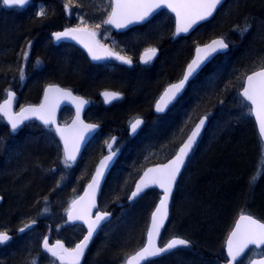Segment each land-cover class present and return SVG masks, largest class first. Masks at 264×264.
<instances>
[{
    "label": "trees",
    "instance_id": "1",
    "mask_svg": "<svg viewBox=\"0 0 264 264\" xmlns=\"http://www.w3.org/2000/svg\"><path fill=\"white\" fill-rule=\"evenodd\" d=\"M66 1L90 22L104 15L98 0H33L25 9L6 8L0 3V31L5 28L7 32L6 36L0 32V102L8 88H19L15 81L19 61L22 49L30 42L29 62L38 57L41 63L37 70H27L30 77L17 90L20 104L37 101L44 84L56 81L91 98L86 117L103 127L85 147L78 162L65 167L61 143L52 130L32 121L13 133L0 116V196L3 198L0 228L15 235L4 252H0V264H26L37 254L42 255L40 243L45 228L54 222L49 218L51 209H56L54 216L64 224L67 206L91 179L98 161L106 153V142L115 134L121 154L99 200L100 208L111 212L112 218L95 237L83 264H119L122 255L131 254L144 244L151 213L160 197L158 190L151 189L128 204L127 193L147 166L166 161L174 154L193 121L206 111L211 113L208 126L177 185L163 235V240L170 235L181 236L191 241L193 247L179 248L146 264H223L226 261L223 235L233 219L242 212L264 221V169L259 173L264 145L252 115L248 114L249 105L240 94L244 77L259 69L264 58V0H227L211 21L190 36L176 39L172 35L173 16L162 11L133 29L141 31L135 38L147 35L148 41L138 45L130 38L131 43L125 49L137 63L143 47L159 45L161 54L152 67L138 64L130 67L115 60L94 64L81 54L87 65L81 69L70 64L68 72L56 69L58 61L63 63L59 55L67 46H56L50 39L52 30L67 24L62 4ZM35 4L44 6L46 18L33 12ZM245 23L251 28L241 34L237 26ZM152 25L160 26L154 29ZM231 34L230 51L207 64L165 115L155 119L151 108L126 112L134 91L139 105L145 101L150 81L146 77L140 79L144 70L154 73L166 57L178 54L184 58L189 54L186 65L197 44L216 35ZM112 36L117 41L123 38L113 31ZM167 71L166 66L161 74ZM182 71L164 79L163 84L177 78ZM103 88L120 90L126 97L106 107L99 97ZM34 90L38 96H30ZM136 112L145 115L147 122L131 137L126 123ZM72 114L70 108H64L61 120H69ZM252 177L260 181L248 185L247 178L250 181ZM121 203L124 204L119 206ZM43 204L50 210L46 217L39 215ZM32 220L36 224L26 232L33 235L20 234L18 229ZM61 228L73 230L68 224Z\"/></svg>",
    "mask_w": 264,
    "mask_h": 264
},
{
    "label": "snow or ice",
    "instance_id": "2",
    "mask_svg": "<svg viewBox=\"0 0 264 264\" xmlns=\"http://www.w3.org/2000/svg\"><path fill=\"white\" fill-rule=\"evenodd\" d=\"M6 7L11 8H23L30 3V0H0ZM224 3V0H111L109 5L110 11L107 12V19L102 21L103 24L113 25L116 28H127L129 25L142 23L153 16L158 10L168 9L171 13L175 14L176 27L172 33L173 38L180 36L181 34H187L196 25L203 21H208L213 17L217 8ZM38 17L46 18L47 13L43 8H40ZM99 27V25H97ZM251 25L245 23L243 26H237V30L244 34L249 31ZM89 35L95 37V32H87L84 29L71 28L65 29L62 32L53 33V37L56 41L62 39L72 38L76 39L77 35ZM80 43L84 44V47L88 49L93 60H102L109 57H114L121 63L131 65L133 63L132 58L127 56H121L115 53L108 52L107 55H99L94 51L92 44L84 43L81 39ZM31 43L29 42L24 49H22V59H26L29 53ZM229 44L225 42V38L213 39L210 43L205 44L203 47L197 46L195 58L186 66L184 74L178 83L171 84L165 90L161 96L160 101L156 104L157 112H164L169 104L176 100L177 96L184 89L185 84L189 81L194 74L201 68V65L205 63L214 53L224 52L228 49ZM157 53L156 48H148L145 50L141 61L145 64L150 63ZM40 60L36 61L39 65ZM20 79H24L23 70H19ZM246 86L241 93L245 102L248 103V114L254 115L259 122V133L262 139H264V58H262L260 67L258 70L253 69L251 75L244 77ZM63 93L70 96V92H66L59 88H53L49 86L45 94V101L48 100V93L51 92ZM104 96L108 102L111 100L119 99V93L105 92ZM14 97V93H9L3 104H0V113L8 117L11 125V130L15 132L20 124L24 120L29 119L31 114L42 120L45 126H50L55 123L54 108L48 107L46 104L37 106H29L21 108L18 113H11V102ZM81 104L86 101L81 100ZM223 103V101H220ZM79 116V112L77 113ZM211 116L210 112H204L195 121L186 138L176 151L174 158L167 164L159 167L149 168L143 172L138 181L134 183L131 190L127 193L129 201H134L138 197H141L145 191L151 187L158 186L164 189L163 198L160 200L159 206L156 208L152 217L151 228L147 234V242L142 249L136 252L134 256L126 259L125 264H132L136 261L139 264L140 261H147L150 258L158 257L166 253L172 252L179 248H189L191 241L182 238H173L164 244L162 247L157 246L153 237L158 236L159 229L163 226V220L167 216V203L172 194L173 186L176 183V179L180 173L185 160L191 153L197 139L200 137L201 131L205 127L206 123ZM191 119V118H190ZM142 123L140 119H136L131 123V131L136 132L137 127ZM81 126L87 132H94L99 126L93 124H83ZM64 142V158L63 164L65 167H71L75 163L77 154L80 150V145L83 142V133H77L74 136L69 137L66 135V130L56 128ZM116 143V138L112 137L111 142H106L108 155L104 156L97 165L95 173L92 176L91 182L87 185L89 191L85 192L83 197L79 200L72 202L73 207L77 204L80 205L76 210V214L73 215L72 211L68 212V221H83L87 224V234L83 237L82 241L75 245L71 250L65 248L59 241L56 245L50 246L47 238L42 242V249L45 253L50 254L52 257L60 262H64L66 257L70 258V264H79L80 258L84 255L85 250L88 248L89 243L92 240L93 235L100 227L102 221H106L110 215L107 212H101L97 209L95 217H92L91 210L96 208L95 194L99 190L100 182L103 180L105 172L111 167L114 157L119 153V147L113 149V145ZM59 186V185H57ZM87 198V199H86ZM3 198L0 197V200ZM47 207L44 208V212H48ZM157 216L160 217V222H157ZM36 223V220H32L30 223L24 224L18 231L23 233L27 229H31ZM11 240L7 231H0V245L5 244ZM227 259L228 264H243L241 257H244L246 250L255 253L259 256H264V222H261L251 215L241 214L236 222L234 229L230 232L226 241ZM256 250H259L258 252ZM248 264H252L250 257ZM31 264H38V258H34ZM258 264H264V259H260Z\"/></svg>",
    "mask_w": 264,
    "mask_h": 264
},
{
    "label": "water",
    "instance_id": "3",
    "mask_svg": "<svg viewBox=\"0 0 264 264\" xmlns=\"http://www.w3.org/2000/svg\"><path fill=\"white\" fill-rule=\"evenodd\" d=\"M226 1H227V0H224V3H225ZM31 2H32V0H30V3H31ZM30 3H28L27 5H29ZM224 3H223V4H224ZM223 4H222V5H223ZM27 5H25L23 8H25ZM222 5L219 6V7L217 8V11L214 13L213 17L209 18L208 21L212 20V19L215 17V15L217 14L218 10L222 7ZM5 7H6V6H5ZM7 8H11V7H7ZM163 10H166L169 14H171V15L174 17V31H175V27H176L175 14H174V13H171L168 9H161V10H158V11H157L156 13H154L153 16L150 17L148 20H146V21H144V22H142V23H136V24L129 25L127 28H116V27H114L113 25H107V26H109V27H110L115 33L125 32V31H127V30H129V29H131V28H133V27H136V26L143 25V24L147 23V22L150 21L153 17H155L159 12H161V11H163ZM208 21H203V22H201L200 24L196 25L192 30H190L187 34H181L180 36H177V37H175V38H173V39H176V38H179V37H188V36H190V35H191L192 33H194V32H195V31H196V30H197L202 24H204V23H206V22H208ZM71 28L84 29V30H86V31L89 32V33H91V32H95V31L92 30V29L84 28V27H77V26H70V27H67V28H65V29H71ZM65 29H63L62 31H64ZM62 31H60V32H62ZM54 33H55V32H54ZM95 33H96V32H95ZM76 35H77V38H76V39L67 38V39H62V40H60V41H56V40H55V41H56V42H62V41H64V42H76L77 44H80V46H81V47H82V48H83V49L89 54L90 57H91V54L89 53L88 49L84 47V44H83V43H80V42H79L81 39L84 41V43L92 44V45L94 46V51H96L97 54H99V55H107L108 52H111V53H115V54L121 55V54H119V53L113 51V50H112L110 47H108L107 45H104V44L100 43V41L98 40V36H97V34L95 35V37H91V36H89V35H80L79 33L76 34ZM52 36H53V33H52ZM220 37H221V36H216V37H213L212 39H210L209 41H207V42H205V43H201V44L196 45L195 50H194V54H193V56L191 57V59L189 60V62L187 63V65H188V64H189V63L195 58V56H196V48H197V46H201V47H203L205 44L210 43L213 39H217V38H220ZM54 39H55V38H54ZM225 42H227V43L229 44L228 49H227L226 51H224V52H217V53H214V54H213V55H212L207 61H205L204 64L201 65V68L197 71V73L194 74V76L191 77V78L189 79V81L185 84L184 89H183V90L181 91V93L177 96L176 100H174L171 104H169V105L167 106V108L165 109L164 112H157V111H156V104L160 101V98H161V96L164 94L165 90L169 87V85H171V84H175V83H178L179 80L182 78L184 72H183L182 76H181L178 80H176V81H174V82L168 84V85L165 87V89L163 90V92H162L161 95L159 96L158 101H157L156 104H155V107H154V113H155V114H157V115L165 114V113L169 110L170 106H172L174 103H176V102L179 100V98H180V97L186 92V90H187V88L189 87L190 83L195 79V77H197V76L201 73V71L207 66V64H209L211 61H213L217 56H219V55H221V54H225V53H227V52L230 51V49H231V45H230V43H229L226 39H225ZM150 48H156V49H157V53H156L155 57L151 60V62H152L153 60H155V59L159 56L160 49H159L158 47H150ZM146 49H148V48H146ZM146 49H144V50L141 52L140 56H139V63H141V64H145V63H143V62L141 61L140 58H141V56H143V54H144V52H145ZM121 56H123V55H121ZM91 59H92V57H91ZM109 59H115V58H114V57H109V58H107V59H102V60H93V59H92V61H94V62H104V61L109 60ZM187 65H186V66H187ZM186 66H185V68H186ZM257 70H258V69H257ZM184 71H185V69H184ZM251 74H252V72H250V73L247 74V75H251ZM49 86H52L53 88H59V89L64 90V91H66V92H70L71 95L68 96V95H64L63 93H58V92L53 91V92H51V93H48V97H49V98H48L47 101H45V94H46L47 89L49 88ZM245 86H246V83H245V81H244L243 88H244ZM243 88H242L240 94L243 92ZM105 92H109V93H112V92L119 93V94H120V98H119V99H115V100H111V102H108L107 99H106V97L104 96V93H105ZM10 93H14V97H13V99H12V102H11V108H10V111H11V113H13V114L18 113V112L20 111L21 108H26V107H29V106H37V107H38V106L41 105V104H46L48 107H50V108H54L55 123H54L53 125L45 126V125L43 124L42 120H40V119L37 118L36 116H33V115H31V114H28V115L30 116V118L24 120L23 123L19 125V127L17 128V130H18L19 128H21V127H22L25 123H27V122H30V121H37V122H39V123L42 124L44 127H46V128H50V129H52V130L54 131V133L56 134L57 138H58V139L60 140V142H61L62 150H63V154H64V142H63V140H62L60 134H59L58 132H56L55 129H56V128L65 129V130H66V133H65V134H66V135H69L70 139H71L72 136H74V135L77 134V133H80V132L83 133L84 139H83V142H82L81 145H80V150H79V153L77 154V158H76L75 163H76V162L79 160V158L81 157V155H82V153H83L85 147H86L87 144L90 142V140H91V139H92V138H93V137H94V136H95V135H96V134L102 129V127H103L101 123L90 122V121H87V120L85 119V114H86L87 109H88L89 106L91 105V101H90L87 97L75 93L71 88H68V87H65V86H61L60 84H57V83H50V84H47V85L45 86L44 90H43V94H42V97H41V99H40L39 102H37V103H27V104H24V105H23L22 107H20L19 109H15L17 93H15L14 91H11ZM241 96H242V95H241ZM122 97H123V94H122L121 92L116 91V90H113V89H106V90H103V91L100 93V98L102 99V101L104 102V104H105L106 106H109V105H111L112 103H114V102L120 100ZM242 98H243V97H242ZM81 100L86 101V103L81 104V103H80ZM3 103H4V100H3L0 104H3ZM66 107L71 108V109L73 110V116H72V118H71L69 121H67V122H63V121L61 120L60 114H61L62 109H63V108H66ZM78 112H79V116L77 115ZM0 115L3 117L4 122H5V123L10 127V129H11V125H10V123H9V119H8V117L4 116L2 113H0ZM252 117H253V119H254V121H255V124H256V127H257V131H258V134H259V136H260V133H259V122L257 121V119L255 118L254 115H252ZM137 119H140V120L142 121V123L137 127V130H136L135 133H133V132L131 131V127H129V128H130V135H131L132 137L135 136V134H136V133L138 132V130L143 126L144 121H145L143 118H137ZM135 120H136V119H135ZM135 120H134V121H135ZM134 121H133V122H134ZM81 122H82L83 124H93V125H98L99 127H98L94 132H87L86 130H84V129L82 128V126H81ZM208 123H209V120H208V122L206 123L205 127L203 128V130L201 131L200 137L197 139V142H196V144L194 145V147H193L191 153L189 154L188 158L185 160V163H184V165L182 166V168H181V170H180V173H179V175H178V177H177V179H176V183H175V185L173 186L171 197L169 198L168 203H167V209H166L167 216H166V218L163 220V226L159 229L158 236H154V237H153V241H154V243H155L157 246H161V247H162L164 244H166L168 241H170V240L173 239V238H182V239H185V238H183V237H181V236H172V237H170L169 239H167L164 243H162L163 233H164V230H165V228H166V226H167V223H168V221H169V218H170L171 205H172L173 197H174V194H175V191H176V187H177V185H178V183H179V180H180V178H181V176H182V174H183V172H184V170H185V168H186V165H187V163H188V161H189V159H190L192 153L194 152V149H195L196 145L199 143L201 137L203 136V134H204V132H205L207 126H208ZM17 130H16V131H17ZM16 131H15V132H16ZM114 137H115L116 140H117V136H114ZM260 139H261V141H262L263 144H264V139H262L261 136H260ZM110 142H111V140H110ZM180 145H181V144H180ZM114 146H115V144L113 145V148H114ZM178 148H179V147H178ZM178 148L176 149V151L178 150ZM106 151H107V153H106L104 156L108 155L107 147H106ZM176 151H175V153H176ZM175 153L173 154V156H172L170 159H168V160L165 161V162H161V163L153 164V165H150V166L146 167V168L142 171L141 175L138 177L137 181H138L139 178L142 176L143 172L146 171L147 169H149V168H154V167H159V166H162V165H164V164H167L171 159L174 158ZM104 156H103V157H104ZM118 156H119V153L116 155V157H114V160H113V162H112V164H111V167L105 172L104 178H103V180H101V182H100L99 190H98V191L96 192V194H95L96 208H93V209L91 210V214H92V217H93V218L95 217V214H96L97 209L100 210L101 212H107V213H110V215H109V217H108V219H107L106 221H102V222H101L100 227L97 229L96 233L93 235L92 240H91V242L89 243L88 248L85 250L84 255L80 258L79 263H82V262H83V260H84V258H85V256H86V254H87V252H88V250L90 249V247H91V245H92V243H93L95 237L97 236V234L99 233V231L101 230V228H102L107 222H109L110 219L112 218V213H111V212L99 208V200H100V196H101V193H102V189H103L104 183H105V181H106V179H107L109 173L111 172V170H112L114 164L116 163V160H117ZM103 157H102V158H103ZM102 158H101V159H102ZM101 159H100V160H101ZM100 160H99V161H100ZM99 161H98L97 165L99 164ZM73 164H74V163H73ZM97 165H96V167H97ZM96 167H95V169H96ZM94 173H95V170H94ZM94 173H93V175H94ZM93 175H92V176H93ZM91 179H92V177H91ZM91 179H90V181L88 182V184L91 182ZM88 184H87V185H88ZM151 189H156V190H158V191L160 192V197H159V200L157 201L156 206H155V208L153 209V211H152V213H151V216H150V222H149V226H148L147 233H146V240H145V243H144L140 248H138L136 251H134V252H132L130 255H128L127 259H129V258H131L132 256H134V255L136 254V252L139 251L140 249H142V248L144 247V245L146 244V242H147V234H148V232H149V230H150V228H151V224H152L153 213L155 212L156 208L159 206L160 200L163 198V193H164V189H163V188H160V187H158V186H154V187H151V188L147 189V190L145 191V193H146L147 191L151 190ZM86 191H89L88 188H87V186L83 189L82 193L79 195V197H78L77 200H79L80 197H83V196L85 195V192H86ZM145 193H143L142 195H144ZM142 195H141V196H142ZM139 198H140V197H138L137 199H139ZM86 199H87V198H86ZM137 199H136V200H137ZM134 201H135V200H134ZM132 202H133V201H129L128 198H127L126 203H132ZM123 204H124V203H121L120 205H123ZM79 207H80V205L77 204L75 207L72 206V207L70 208V210L72 211L73 215L76 214V210L79 209ZM68 212H69V211H68ZM241 214H242V213H240V214L238 215V217H237V219H236V221H235V223H234L233 228L231 229V231L234 229V226H235L236 222L238 221L239 216H240ZM243 214L251 215L253 218H255V219H257V220H259V221H261V222H264L263 220L257 218L256 216H254V215H252V214H249V213H243ZM66 218H67V221H68V213H67V215H66ZM157 222H158V223L160 222V217H159V216H157ZM68 223L71 224V225H75V224H80V225H82V226L85 228V234H84V236L87 234V224H85L83 221H79V220H76V221H68ZM27 230H28V229H27ZM231 231H230V232H231ZM20 233H21V232H20ZM8 234H9V236H10L11 239H12L13 234H11V233H9V232H8ZM229 234H230V233H229ZM229 234H228V236H227V239H228V237H229ZM84 236H83V237H84ZM83 237H82V239H83ZM82 239H81L78 243H80V242L82 241ZM227 239H226V241H227ZM47 240H48V243H49L50 246H52V245H56V242L59 241V242H61V243L63 244V246H64L65 248H67V249H69V250H71L72 248L75 247V246H73V247H67L66 244H65L63 241H61V240H56V241H54L52 244L49 242V238H47ZM186 240H187V239H186ZM78 243H77V244H78ZM190 247H193V244H192V243H191V246H190ZM42 250H43V249H42ZM175 250H177V249H175ZM175 250H173V251H175ZM173 251H172V252H173ZM248 252H249V251L246 250V252H245V254H244V257H245V255H246ZM169 253H171V252H169ZM169 253H166V254L161 255V256H165V255H167V254H169ZM225 253H226V259H227L226 242H225ZM49 255H50V254H49ZM161 256L150 258V259L147 260V261H140L139 264H145V263H147L148 261L154 260V259L159 258V257H161ZM244 257H241L240 260H242ZM67 258H68V257H67ZM68 259L70 260V258H68ZM260 259H264V256H258V257H254V258H252V259H251V260H252V264H258V262H259ZM132 264H137V262H136V261H133ZM223 264H228V259H227Z\"/></svg>",
    "mask_w": 264,
    "mask_h": 264
},
{
    "label": "rangeland",
    "instance_id": "4",
    "mask_svg": "<svg viewBox=\"0 0 264 264\" xmlns=\"http://www.w3.org/2000/svg\"><path fill=\"white\" fill-rule=\"evenodd\" d=\"M98 1H100L102 4L101 5H103V8H101V10H102V12H104V15H103V17L101 18V17H99V19L100 20H97L96 19V21L95 20H91L92 22H90L85 16L86 15H84L83 16V14H81V13H78V12H76L75 10H74V8H73V6H71V4L68 2V1H66V2H62V4H63V10L65 11V13H66V25L65 26H67V25H69V26H77V27H85V28H91V29H93L94 31H96V33L98 34V37H99V40L102 42H105V43H107L108 45H109V47H111V48H113V49H115V50H117V51H124V53L123 54H126L127 55V53L125 52L126 50V47H127V44L130 42L131 43V41L129 40L130 38L131 39H133L134 40V42L132 41V43H136V44H138V45H141V43H143V42H145V41H148V36L147 35H142V36H140V38H135L136 36H138L139 35V33L141 32L139 29H136V30H133V29H135V28H133V29H131V30H129V31H126V32H124V33H121L122 35H123V38H121L119 41H117V40H113V36H112V29L109 27V26H107L106 24H103L102 23V21L104 20V19H107V12L109 11V10H107L108 9V7H109V5H110V3H111V0H98ZM33 3V2H32ZM2 4V3H1ZM3 5V4H2ZM40 5V4H39ZM38 4H35V5H33V7H32V10H33V12H36V13H38V11H39V9L40 8H43V9H45L44 8V6H42V7H40ZM4 6V5H3ZM5 7V6H4ZM28 7V6H27ZM27 7H25V8H27ZM25 8H22V9H25ZM16 9H20V8H16ZM100 10V9H99ZM98 9H97V11H99ZM97 25H99V27H97ZM153 26V28L154 27H158V26H160V25H152ZM233 28L234 27H231V30H233ZM155 29V28H154ZM142 30V29H141ZM1 32V34H4L5 36H6V34H7V32H6V29L5 28H2V30L0 31ZM231 33H233L232 31H231ZM222 36V35H221ZM139 37V36H138ZM223 37L231 44V40H232V38H233V34H231L230 36L229 35H227V36H225V35H223ZM210 39V38H209ZM208 39V40H209ZM154 46H156V45H148V46H146V47H143V50L144 49H146V48H150V47H154ZM30 50V49H29ZM142 50V49H141ZM62 53H60V55H59V58L62 60V58H63V63H62V61H58V64H57V70H59V71H66V72H68V67H69V65L71 64L72 65V67H74V68H76V67H79V68H81V69H83L84 68V65H87V63H86V61L85 60H83V57H82V53L80 52V51H78V50H76V48H74L73 46H67L66 47V49H64V50H62L61 51ZM78 52H80V54L78 53ZM82 54V55H81ZM226 54V53H225ZM189 55V54H188ZM188 55L184 58L183 56L182 57H179V54L178 55H171V56H169V57H166L165 59H164V61H163V63H162V65L158 68V70L157 71H155L154 73H152V72H147V70H144V72L143 73H145V74H143V76H141V78L140 79H142V78H145L146 77V79L147 80H149L150 81V89H149V91L145 94V101H143L142 102V104H138V100H139V97H138V94L134 91V93H133V98L131 97V101H130V105L129 106H127V110H126V112H131V111H140V110H142V111H145V110H149L150 108H151V106H152V101L154 100V96H155V94L158 92V94H159V90L161 89V86H162V84H163V82H164V79H166V78H173V77H175L176 75H178L181 71H182V69H183V67H184V65H185V63H186V59H187V57H188ZM221 55H223V54H221ZM84 56V55H83ZM152 65H153V63H151V64H147L146 65V67L145 68H150V67H152ZM166 66H167V68H168V71H167V73L165 74V75H163V74H161V70L162 69H164V67L166 68ZM185 68V67H184ZM169 78V79H170ZM26 79V78H25ZM133 81H135V79H133ZM130 82H132L131 80L129 81V86H130ZM169 81H167V82H165V84H167ZM48 83V82H47ZM43 89V88H42ZM131 89H129V91H130ZM9 91V90H8ZM8 91L6 92V96H7V93H8ZM157 94V95H158ZM156 95V96H157ZM5 96V97H6ZM30 96H33V97H35V96H38V91H36V90H34L31 94H30ZM156 98V97H155ZM20 100V99H19ZM133 100V101H132ZM248 104V103H247ZM138 113L139 112H136V113H134V114H132V115H130V117L127 119V120H130L129 121V123H131V121L135 118V117H137L138 116ZM42 125V124H41ZM256 125V124H255ZM43 126V125H42ZM257 128V127H256ZM46 129H49V128H46ZM49 130H51V129H49ZM259 135V134H258ZM117 147H119V150H121V145H117L115 148H117ZM262 169H264V159H262L261 160V162H260V164H259V173L261 174L262 173ZM263 175H264V173H263ZM264 177V176H263ZM258 177H257V180H256V177H252L251 179H250V181H249V179L247 178V183H248V185L249 184H253V185H255V184H257L259 181H258ZM252 185V186H253ZM159 199V198H158ZM74 201V199L72 200V202ZM72 202H71V204H72ZM70 204V205H71ZM69 205V206H70ZM69 208V207H68ZM41 212V211H40ZM39 212V215L40 216H43V217H46V213L45 212H41L40 213ZM240 213H242V212H240ZM250 214V213H249ZM50 218V220H55L56 218H52V217H49ZM237 218V217H236ZM235 219V218H234ZM233 219V221L230 223V226L227 228V231H225V235H223L224 236V239L222 240V247L224 248L225 247V241H226V238H227V236H228V234H229V232L231 231V228L233 227V225H234V223H235V220ZM67 221H65V223H66ZM149 222H150V220H149ZM67 224H68V222H67ZM61 226L62 225H60L59 227L61 228ZM148 226H149V223H148ZM73 230L72 231H68L67 230V228L66 229H64L63 230V233L65 234V233H68V235H69V232L70 233H73L74 234V236H76L77 234V232H79V230H77L76 228H72ZM56 232H57V230H56ZM76 232V233H75ZM26 234H29L30 236L31 235H33V232L32 233H28V232H25ZM24 233V234H25ZM59 233H61V232H59ZM67 235V234H66ZM29 236V237H30ZM70 237V236H69ZM170 237H171V235H170ZM217 237H221V236H217ZM220 240V239H219ZM8 245V244H7ZM7 245H3L4 247L3 248H1L0 249V252L1 253H3L4 252V248H5V246L7 247ZM11 248L13 247V246H10ZM41 251V250H40ZM257 252L259 251V250H256ZM41 253L42 252H40V255H41ZM129 255V254H128ZM128 255H122V257L119 259V264H125V261H126V258H127V256ZM256 256H259V255H256L255 253H252V252H249L248 254H247V256L246 257H250V258H252V257H256ZM33 258H38V264H68V263H66L65 261L64 262H60V261H57V260H52V259H49V258H47V257H45V256H43V255H41V256H39L38 254H37V257H33ZM1 261V260H0ZM242 262H243V264H247L248 263V259H243L242 260ZM26 264H31V261H27V263Z\"/></svg>",
    "mask_w": 264,
    "mask_h": 264
},
{
    "label": "bare ground",
    "instance_id": "5",
    "mask_svg": "<svg viewBox=\"0 0 264 264\" xmlns=\"http://www.w3.org/2000/svg\"><path fill=\"white\" fill-rule=\"evenodd\" d=\"M32 2H33V0H32ZM31 2V3H32ZM30 3V4H31ZM29 4V5H30ZM29 5H27V6H29ZM26 6V7H27ZM20 9H22V8H20ZM65 25L63 24V25H60L57 29H55V30H52L51 32H50V39H51V42L53 43V41H52V38L54 39V37L52 36V33H54V32H60V31H62L63 29H61L62 27H64ZM216 36H221V35H216ZM216 36H213V37H216ZM212 37V38H213ZM212 38H210V39H212ZM209 39V40H210ZM55 40V39H54ZM209 40H207V41H209ZM207 41H205V42H207ZM205 42H203V43H205ZM199 44H201V43H199ZM31 46H32V44H31ZM196 47V46H195ZM195 47H194V50H195ZM31 48V47H30ZM194 50H193V52H192V55L194 54ZM123 55V54H122ZM124 56V55H123ZM28 57V56H27ZM31 60V59H30ZM37 60H40L41 61V58H38V57H36V58H34V59H32V61H30L29 62V59L28 58H26V59H22V57H21V59H20V61H19V68H18V70H17V76H16V78H15V81L18 83V87L19 88H21V87H23V85H25V83H26V81L29 79V77H30V75L29 74H27V70H33V69H35V68H39L40 66V64L39 65H37L36 64V61ZM138 60H139V58H138ZM29 63L31 64L32 63V65L34 66V68H33V66H31V65H29ZM23 70V72H24V79L23 80H21L20 79V76H19V70ZM35 70H37V69H35ZM26 78V79H25ZM169 81V80H168ZM50 83H57V84H60L61 86H65V85H62L61 83H58V82H56V81H51ZM50 83H48V84H50ZM170 83H172V82H170ZM169 83V84H170ZM168 85V84H167ZM166 85V86H167ZM65 87H68V86H65ZM18 88V89H19ZM68 88H71L75 93H77L72 87H68ZM18 89H16V88H14V87H10V88H8V93H7V95L11 92V91H14L15 93H18ZM106 89H112V88H103V89H101L100 91H99V97H100V93L103 91V90H106ZM113 90H116V91H119V92H121L122 94H123V97H124V93L122 92V91H120V90H117V89H113ZM163 92V91H162ZM161 92V93H162ZM77 94H79V93H77ZM81 95V94H80ZM161 95V94H160ZM159 95V96H160ZM5 96H6V94H5ZM123 97L121 98V99H123ZM5 98L6 97H4V99L3 100H5ZM90 101H91V105H92V99L91 98H89V97H87ZM159 98V97H158ZM158 98L156 99V100H153L152 101V106H151V111H152V114L154 115V118L155 119H158L159 117H161V116H163V115H165L169 110H170V108L175 104H173L172 106H170V108H169V110L165 113V114H162V115H157V114H155L154 113V107H155V104H156V102L158 101ZM120 99V100H121ZM2 100V101H3ZM100 100H102L101 98H100ZM1 101V102H2ZM119 101V100H118ZM0 102V103H1ZM102 103H104L103 101H101ZM90 105V106H91ZM105 105V104H104ZM89 106V107H90ZM137 118H143L145 121H144V124H143V126L145 125V123L147 122V118H145V117H143L142 116V114H138V117ZM136 118V119H137ZM85 119L87 120V121H90V122H95V123H100V122H96V121H92V120H90V119H87V117L85 116ZM142 126V127H143ZM186 138V136L184 137V139ZM183 139V140H184ZM59 140V139H58ZM60 141V140H59ZM183 142V141H182ZM61 143V142H60ZM182 144V143H181ZM198 145H199V143L196 145V147H195V149H194V151L196 150V148L198 147ZM62 146V145H61ZM175 153V152H174ZM263 155H264V152H263ZM173 156V155H172ZM171 156V157H172ZM170 157V158H171ZM169 158V159H170ZM167 161V160H166ZM163 162H165V161H163ZM158 163H161V162H158ZM154 164H157V163H154ZM151 165H153V164H151ZM150 166V165H149ZM148 167V166H147ZM138 179V178H137ZM137 181V180H136ZM135 181V182H136ZM89 182V181H88ZM88 184V183H87ZM87 184L85 185V187L87 186ZM84 187V188H85ZM83 188V189H84ZM83 191V190H82ZM82 191H81V193H82ZM80 193V194H81ZM79 194V195H80ZM1 197V196H0ZM79 197V196H78ZM78 197L76 198V200L78 199ZM2 200H0V202H1ZM136 201V200H135ZM135 201H133V202H135ZM132 202V203H133ZM128 204H130V203H128ZM69 206V205H68ZM68 206H67V208H68ZM73 206V204H71L70 206H69V208L67 209V211H66V215H67V213H68V211L70 210V208ZM119 206H122V205H119ZM46 207V204H43V207L41 208V212L43 211L44 212V208ZM55 212H56V209L54 210L53 208L51 209V213H50V210H49V213H50V217H52V218H56L55 216H54V214H55ZM45 215H49L48 213H46ZM67 221V220H66ZM36 224V223H35ZM35 224L33 225V226H35ZM60 225H63V227H65V226H67V223H65L64 222V224L62 223V221H60V220H58V219H55L54 220V222H53V224H51L50 226H48V228L46 229L45 228V230H46V233H45V235H44V237L45 238H50V239H55L54 241H56V240H61V241H63L65 244H66V246L67 247H73V246H75L81 239H82V236H84V235H82L83 234V231L81 230L80 232H75L77 235L76 236H74V234L73 233H70L69 232V235H68V233H63V230H62V228H60L59 226ZM68 225L69 226H71V224H69L68 223ZM24 226V225H23ZM23 226H21V227H23ZM32 226V227H33ZM20 227V228H21ZM56 230H57V232H56ZM0 231H6V230H4L3 228H0ZM8 232V231H7ZM19 232V231H18ZM59 232H61V233H59ZM20 233V232H19ZM67 234V235H66ZM85 234V233H84ZM70 236V237H69ZM149 262V261H148Z\"/></svg>",
    "mask_w": 264,
    "mask_h": 264
},
{
    "label": "flooded vegetation",
    "instance_id": "6",
    "mask_svg": "<svg viewBox=\"0 0 264 264\" xmlns=\"http://www.w3.org/2000/svg\"><path fill=\"white\" fill-rule=\"evenodd\" d=\"M223 6V5H222ZM163 11H166V10H163ZM162 12V11H161ZM160 13V12H159ZM216 16V15H215ZM211 21V20H210ZM209 22V21H208ZM207 23V22H206ZM205 24V23H204ZM203 25V24H202ZM139 26H141V25H139ZM67 27H70L69 25H67V26H64V27H62L61 29H65V28H67ZM137 27V26H136ZM133 28H135V27H133ZM133 28H131V29H133ZM91 29V28H90ZM131 29H129V30H131ZM93 30V29H92ZM129 30H127V31H129ZM96 32V31H95ZM126 32V31H125ZM121 33H124V32H120V33H118V34H121ZM97 34V33H96ZM193 34V33H192ZM97 36H98V34H97ZM98 40H99V37H98ZM52 41H53V43L56 45V46H59V45H64V46H73L74 48H77L79 51H81L82 52V54L84 55V56H86L92 63H94V64H103V63H106V62H108V61H111V60H115V61H119V60H116V59H109V60H106V61H104V62H94V61H92V59H91V57L89 56V54L80 46V44H77L76 42H64V41H62V42H56L53 38H52ZM100 41V40H99ZM100 43H102V44H104V45H107V46H109L107 43H105V42H101L100 41ZM231 45V44H230ZM154 47H158L159 49H160V46L159 45H156V46H154ZM111 48V47H110ZM113 51H115V52H117V53H119V54H123L122 52H120V51H117V50H115V49H113V48H111ZM143 51V49L142 50H140L139 51V53H138V58H139V56H140V54H141V52ZM161 54V49H160V53H159V55ZM124 55V54H123ZM124 56H127V57H130V58H132V60L134 59V57L133 56H131V55H124ZM193 56V55H192ZM191 56V57H192ZM159 57V56H158ZM158 57L155 59V60H153L152 62H150V63H147V64H151V63H153V65L155 64V62H156V60L158 59ZM138 58H137V63H132L131 65H128V64H125V65H127V66H130V67H132L133 65H135V64H138V65H140L141 67H146V65L147 64H141V63H139V60H138ZM191 59V58H190ZM189 59V60H190ZM120 62V61H119ZM189 62V61H188ZM187 62V63H188ZM152 65V66H153ZM187 65V64H186ZM185 65V66H186ZM185 69V68H184ZM184 69H183V71H182V73L177 77V78H175V79H173V80H171V81H169L167 84H169L170 82H174V81H176V80H178L181 76H182V74H183V72H184ZM196 78V77H195ZM167 82V81H166ZM48 83H50V82H48ZM48 83H46V84H44V86H43V89H42V92H41V95H40V97L38 98V100L37 101H35V102H28V103H37V102H39L40 101V99H41V97H42V94H43V90H44V88H45V86L48 84ZM167 84H163L162 86H161V89L159 90L160 92H159V94H158V92L155 94V96H154V100H156L158 97H159V95L161 94V92L165 89V87H166V85ZM188 89V88H187ZM158 94V95H157ZM157 95V96H156ZM184 95V94H183ZM182 95V96H183ZM181 96V97H182ZM125 94H124V97H123V99H121V100H119V101H116V102H114V103H112L111 105H113V104H116V103H119V102H122L124 99H125ZM156 97V98H155ZM180 97V98H181ZM179 98V99H180ZM20 96H19V94L17 93V97H16V106H15V109H19L20 107H22L24 104H27V103H23V104H20ZM102 101V100H101ZM179 101V100H178ZM177 101V102H178ZM176 102V103H177ZM103 105H104V103H103ZM111 105H109V106H111ZM104 106H106V105H104ZM109 106H106V107H109ZM91 107V106H90ZM89 107V108H90ZM66 108H68V107H66ZM88 108V109H89ZM64 109V108H63ZM62 109V110H63ZM71 109V108H70ZM88 109H87V111H88ZM72 110V109H71ZM87 111H86V113H87ZM61 113H62V111H61ZM72 113H73V110H72ZM72 116H73V114H72ZM85 116H86V114H85ZM143 117H145L146 118V116L145 115H142ZM60 117H61V114H60ZM138 117V116H137ZM137 117H135L132 121H131V123L137 118ZM72 118V117H71ZM70 118V119H71ZM69 119V120H70ZM131 120V119H130ZM130 120H127V123H126V125H127V128L129 129V135H130V125H131V123H129V121ZM68 121V120H67ZM30 122H32V121H30ZM27 123H29V122H27ZM27 123H25V124H27ZM24 124V125H25ZM23 125V126H24ZM22 126V127H23ZM21 127V128H22ZM10 128V127H9ZM20 129V128H19ZM18 129V130H19ZM142 129V127L138 130V132L135 134V136L140 132V130ZM11 130V129H10ZM17 130V131H18ZM12 131V130H11ZM16 131V132H17ZM16 132H13V133H16ZM100 132V131H99ZM98 132V133H99ZM97 133V134H98ZM114 136H117V140H116V143H115V146H114V148L113 149H115V147L117 146V145H119V143H118V134H115V135H112V137H114ZM131 136V135H130ZM135 136H133V137H135ZM111 137V138H112ZM132 137V136H131ZM111 138H110V140H111ZM92 140V139H91ZM90 140V141H91ZM88 145V144H87ZM106 153H107V151H106ZM105 153V154H106ZM104 154V155H105ZM120 154H121V151L119 150V156H120ZM103 155V156H104ZM102 156V157H103ZM119 156H118V158H119ZM101 157V158H102ZM117 158V159H118ZM80 159V158H79ZM117 161V160H116ZM78 162V161H77ZM75 164V163H74ZM74 164H72V165H74ZM115 165V164H114ZM114 167V166H113ZM182 177V176H181ZM181 179V178H180ZM107 180V179H106ZM90 181V180H89ZM180 181V180H179ZM106 182V181H105ZM105 184V183H104ZM66 220H67V218H66ZM68 222V221H67ZM70 227H73V228H78V229H81L82 231H83V234L82 235H84V233H85V228L82 226V225H80V224H75V225H71ZM29 230V229H28ZM27 231V230H26ZM25 231V232H26ZM24 233V232H23ZM21 234V233H20ZM14 236L15 235H13V237H12V239L9 241V242H7V243H5V244H2V245H0V249L1 248H3L4 246L3 245H7V244H9V243H11L12 241H13V238H14ZM83 237V236H82ZM172 237V236H171ZM170 238V237H169ZM168 238V239H169ZM45 239V237H43L42 238V240H41V243H40V250H41V252H42V255L43 256H45V257H47V258H49V259H52V260H56V258H54V257H52L51 255H49L48 253H45L43 250H42V242H43V240ZM227 239V238H226ZM54 240L55 239H50L49 238V242L52 244L53 242H54ZM167 240V239H166ZM166 240H163L162 239V243H164ZM226 242V241H225ZM145 243V242H144ZM6 247V246H5ZM192 248V247H191ZM89 251V250H88ZM224 252H225V247H224ZM87 254H88V252H87ZM87 254H86V256H85V258L87 257ZM170 254V253H169ZM168 255V254H167ZM247 256V254L245 255V257ZM161 257H163V256H161ZM161 257H159V258H161ZM244 257V258H245ZM256 257H258V256H256ZM85 258H84V260H83V262L82 263H79V264H83L84 263V261H85ZM225 258H226V253H225ZM243 258V259H244ZM252 258H254V257H252ZM251 258V259H252ZM157 259V258H156ZM242 259V260H243ZM227 260V259H226ZM58 261V260H57ZM65 262L66 263H68V264H70V260L66 257V259H65ZM146 264V263H145Z\"/></svg>",
    "mask_w": 264,
    "mask_h": 264
}]
</instances>
